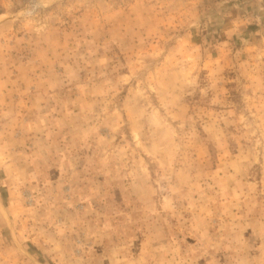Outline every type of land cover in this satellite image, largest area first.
<instances>
[{"label":"rangeland","instance_id":"rangeland-1","mask_svg":"<svg viewBox=\"0 0 264 264\" xmlns=\"http://www.w3.org/2000/svg\"><path fill=\"white\" fill-rule=\"evenodd\" d=\"M0 264H264V0H0Z\"/></svg>","mask_w":264,"mask_h":264}]
</instances>
